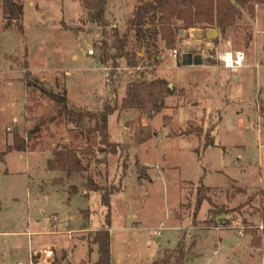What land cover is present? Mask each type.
<instances>
[{
	"label": "rangeland",
	"instance_id": "rangeland-1",
	"mask_svg": "<svg viewBox=\"0 0 264 264\" xmlns=\"http://www.w3.org/2000/svg\"><path fill=\"white\" fill-rule=\"evenodd\" d=\"M5 1L22 6V19H9ZM81 3L0 0V264H29L31 257L36 264L96 261L90 244L106 209L99 194L86 188V176L98 187L118 189L123 163L121 191L110 199L113 264L164 258L177 264L181 241V264H264V185L255 186L258 170H264V5L254 7L253 19L243 11L224 38L217 34V42L204 30H181L167 49L159 37L138 41L131 32L126 51L139 53L136 67L122 59L111 75L98 61L102 30ZM137 4L108 0L109 27L122 34ZM228 51L245 55L236 74L216 59ZM187 54L201 65L184 66ZM137 79L164 80L173 93L154 117L124 110L108 118L109 141L120 149L106 156V164L95 162L102 154L88 152L96 150L97 136L68 124L29 84L37 80L66 94L70 104L96 112L112 99L120 103L126 85ZM188 131L190 136H181ZM207 132L219 148L204 147ZM14 135L25 151L3 155ZM135 136L148 140L138 145ZM61 150L78 152L86 172L67 178L47 171L46 163ZM200 182L210 187L204 194L210 203L194 214ZM46 250L53 252L50 259L41 255Z\"/></svg>",
	"mask_w": 264,
	"mask_h": 264
},
{
	"label": "trees",
	"instance_id": "trees-1",
	"mask_svg": "<svg viewBox=\"0 0 264 264\" xmlns=\"http://www.w3.org/2000/svg\"><path fill=\"white\" fill-rule=\"evenodd\" d=\"M137 2L138 4L126 20V30L119 34L115 27H109L106 18L108 0H82L81 5L89 20L102 30L105 40L103 39L98 46L96 45L99 50L98 61L102 66L111 68V75L119 67V62L122 59L129 61L130 67H136L134 59L139 53L134 51L129 55L126 51L131 32L134 33L138 41L145 40L148 35H151L153 39L159 37L164 42L165 48L171 49L174 46L177 33L181 30H215L224 38L226 32L235 27L237 20L242 17L243 11L253 19L255 16L254 7L264 5V0H137ZM4 3L8 10L9 19L15 20L17 17L22 19L23 8L21 5L6 1ZM147 22L152 26V29H144ZM5 27L9 28L10 23H7ZM107 28H110L109 32L106 31ZM18 31L22 34V26L18 27ZM245 37L247 40L251 39L247 34ZM217 41V39L214 40V42ZM154 62H156L155 57ZM25 76L26 78L30 77V73L26 72ZM29 84L58 107L59 114L64 117L68 124L73 125L77 130H84L97 136L98 146L96 150L88 149V152L93 155L96 153L103 155L101 159H95L98 164H106V156L114 155L120 149L118 145L109 141L108 118L111 115L124 110H137L149 117H154L163 109L164 99L173 93V90L168 88L164 80L156 79L151 82H144L142 79H137L126 85L124 97L120 103L116 99H112L110 102H105L99 111L92 112L70 104L66 94L54 93L37 80H33ZM114 92L115 90H113ZM200 133H202V129L199 130ZM190 135V131L181 134L185 137ZM203 139L205 148L214 146V141L210 139L208 132L204 133ZM147 140V137H134V141L138 145ZM19 142L18 136L14 135L13 144L6 147L3 155L12 151L24 152L25 146L23 144L18 145ZM46 168L49 172H62L67 178L74 174L86 172L78 152L74 150L54 152L53 159L46 163ZM121 169L122 173L118 177V189L98 187L89 174L86 176V188L90 192L99 194V204L106 209L104 223L94 233L91 243L97 247V260L94 264H113L110 252V199L121 191V181L127 171L124 163ZM209 190L210 188L200 185L196 194L194 214L198 212L203 202L210 203V200L204 195ZM237 210L218 209L214 212L227 214L237 212ZM261 219L264 222V214H261ZM177 250L179 255L176 261L177 264H181L184 258L182 241L177 245ZM30 261L31 264H36L34 257H31ZM153 264H168V261L164 258L153 262Z\"/></svg>",
	"mask_w": 264,
	"mask_h": 264
},
{
	"label": "built area",
	"instance_id": "built-area-1",
	"mask_svg": "<svg viewBox=\"0 0 264 264\" xmlns=\"http://www.w3.org/2000/svg\"><path fill=\"white\" fill-rule=\"evenodd\" d=\"M89 55H93V51H88ZM172 54L174 57L177 55V51H173ZM229 57H230V65L229 66ZM217 61L220 63L221 67L229 72L236 74L240 69L243 68L245 63V55L242 52L238 51H228L221 52L216 56ZM59 223V220L54 217L52 218L53 227L56 228V225ZM45 256L50 258L53 256V252L48 250L45 252Z\"/></svg>",
	"mask_w": 264,
	"mask_h": 264
},
{
	"label": "crops",
	"instance_id": "crops-1",
	"mask_svg": "<svg viewBox=\"0 0 264 264\" xmlns=\"http://www.w3.org/2000/svg\"><path fill=\"white\" fill-rule=\"evenodd\" d=\"M258 9V8H257ZM257 9H256V11H255V16H256V12H257ZM208 31H210V30H208ZM208 31H205V35H206V33L208 32ZM72 57H74V56H72ZM76 57V56H75ZM77 58V57H76ZM232 78V80H234V78L235 77H231ZM238 79H239V77H237ZM213 147H216V148H219V146L218 145H216L215 143H214V146ZM261 147V149H263L264 148V146H260ZM264 156V155H263ZM263 174H264V170L263 171H261V169H259L258 170V174H257V183H256V185L255 186H263L264 185V180H263ZM206 187V186H205ZM208 188H210V187H208ZM254 189V188H253ZM98 230V229H97ZM42 233H44V232H42ZM71 246H72V244H71ZM90 248H91V250H92V248H94V249H96V251H97V247H96V245H94V244H90ZM76 248V247H75ZM46 251H48V250H46ZM45 251V252H46ZM93 251V250H92ZM45 252H43V254H41L42 255V257L44 256L46 259H50V258H48V257H46L45 256ZM70 256H71V253H69V252H67ZM32 254H36V252L35 253H32L31 252V255ZM72 257V256H71ZM89 258H90V254L88 255L87 254V259L89 260ZM73 260V258L71 259V261ZM96 260H97V258H96ZM84 261V260H83ZM96 261L94 260V261H91V264H94ZM29 264H31V261H30V263ZM59 264H70L69 262H61V263H59Z\"/></svg>",
	"mask_w": 264,
	"mask_h": 264
},
{
	"label": "water",
	"instance_id": "water-1",
	"mask_svg": "<svg viewBox=\"0 0 264 264\" xmlns=\"http://www.w3.org/2000/svg\"><path fill=\"white\" fill-rule=\"evenodd\" d=\"M217 31L215 30H210L206 33V37L208 39H216L217 37ZM182 63L184 66H191V65H201V59L199 58H192L190 55H183L182 56ZM170 85H169V89H170ZM61 180L58 181H54V183H61Z\"/></svg>",
	"mask_w": 264,
	"mask_h": 264
},
{
	"label": "clouds",
	"instance_id": "clouds-1",
	"mask_svg": "<svg viewBox=\"0 0 264 264\" xmlns=\"http://www.w3.org/2000/svg\"><path fill=\"white\" fill-rule=\"evenodd\" d=\"M229 66H231V65H230V57H229Z\"/></svg>",
	"mask_w": 264,
	"mask_h": 264
}]
</instances>
